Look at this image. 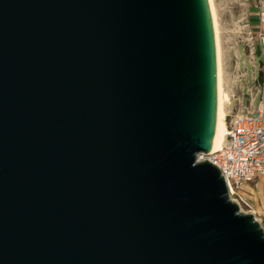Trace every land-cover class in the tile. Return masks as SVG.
<instances>
[{"label":"water","instance_id":"1","mask_svg":"<svg viewBox=\"0 0 264 264\" xmlns=\"http://www.w3.org/2000/svg\"><path fill=\"white\" fill-rule=\"evenodd\" d=\"M215 90L206 0H0V264H264Z\"/></svg>","mask_w":264,"mask_h":264},{"label":"built area","instance_id":"2","mask_svg":"<svg viewBox=\"0 0 264 264\" xmlns=\"http://www.w3.org/2000/svg\"><path fill=\"white\" fill-rule=\"evenodd\" d=\"M254 11L256 26L248 32L245 46L253 68L256 67L254 57L258 47L261 59L258 69L262 74L264 72V0H254ZM247 95L255 100L254 108L233 114L226 126L222 150L216 154L206 155L209 160L207 162L215 166L223 178L229 198L235 195V188L241 183L264 176V81L262 78L253 76L251 85L247 86ZM236 205L239 208L240 205L237 203Z\"/></svg>","mask_w":264,"mask_h":264},{"label":"rangeland","instance_id":"3","mask_svg":"<svg viewBox=\"0 0 264 264\" xmlns=\"http://www.w3.org/2000/svg\"><path fill=\"white\" fill-rule=\"evenodd\" d=\"M215 12L217 16L218 28H219V40L221 42V49L225 52V58L223 61L224 72L223 76L225 77V85L223 87L224 91L228 94V91L233 88L234 96L230 97L229 101L225 104L224 108L230 107L233 99H237L242 93L240 86H242L243 92H246L247 86L251 85L252 78L255 75L257 78H260L259 65L260 57L255 55L256 67L250 63V58L243 55L240 61V70L236 69L235 64L228 57V52L235 47V43L242 44L245 46L246 39L248 37V32L251 30L252 26V14L254 13V0H213ZM235 43H234V41ZM246 48V46H245ZM247 50V48H246ZM248 54V50H247ZM245 72L246 77L241 74ZM235 104V105H234ZM232 115L237 114V109L235 110L236 103H232ZM231 105V106H232ZM204 154L198 155V160L203 162L206 156ZM232 199L235 204L237 203L243 213H248L246 208L242 206L239 200L232 195ZM259 225L262 228V224L259 222ZM264 231V228H262Z\"/></svg>","mask_w":264,"mask_h":264},{"label":"crops","instance_id":"4","mask_svg":"<svg viewBox=\"0 0 264 264\" xmlns=\"http://www.w3.org/2000/svg\"><path fill=\"white\" fill-rule=\"evenodd\" d=\"M251 19H252L251 30H253L257 22L255 11L252 14ZM220 48H221V42H220ZM243 55L250 58L247 54V50L245 46L239 43L237 44L235 43V47L233 46L232 49L228 52V57L230 56V60L232 61L233 64H235V71L236 69L240 70V63L241 62L243 63V61H240V60ZM224 58H225V52L221 49L223 87L225 85V80H226L225 77L223 76V72H224L223 70L225 67L223 64ZM241 75L246 77L245 72H243ZM260 78H262V80L264 81V72H262V74L260 73ZM240 89L242 91L241 95L237 97V99L232 100L234 103H236L235 110L237 109V112H238L237 114H239L240 112L246 109L252 110L256 104L254 99L252 98L250 99V97H248L247 90L246 92H243L242 86H240ZM228 95L230 97L234 96L233 88L228 91ZM232 103L229 104L230 107H227V109L224 108L225 109L224 121H225L226 126L232 116V113H231L232 108H233ZM234 194H235V197L242 204V206L246 208V210L249 213L253 214L256 221L258 223L260 222L262 224V228H264V176H258L257 178L251 181L241 183L235 188Z\"/></svg>","mask_w":264,"mask_h":264},{"label":"bare ground","instance_id":"5","mask_svg":"<svg viewBox=\"0 0 264 264\" xmlns=\"http://www.w3.org/2000/svg\"><path fill=\"white\" fill-rule=\"evenodd\" d=\"M206 3L208 6V11H209L211 26H212V33H213V47H214V59H215V82H216V90H215L216 115H215L214 138L212 140L209 151L203 156L216 154L222 150V147L225 141L226 131H227L225 121H224L225 119L224 106L229 101V96L223 89L221 48H220L219 28H218L215 7H214L213 0H206ZM204 161H209V160L205 158ZM230 198H231L230 200L234 202L232 197Z\"/></svg>","mask_w":264,"mask_h":264},{"label":"trees","instance_id":"6","mask_svg":"<svg viewBox=\"0 0 264 264\" xmlns=\"http://www.w3.org/2000/svg\"><path fill=\"white\" fill-rule=\"evenodd\" d=\"M259 79H261V78H259Z\"/></svg>","mask_w":264,"mask_h":264}]
</instances>
